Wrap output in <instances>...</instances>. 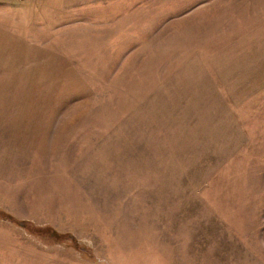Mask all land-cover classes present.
I'll return each mask as SVG.
<instances>
[{
  "label": "rangeland",
  "instance_id": "374dc122",
  "mask_svg": "<svg viewBox=\"0 0 264 264\" xmlns=\"http://www.w3.org/2000/svg\"><path fill=\"white\" fill-rule=\"evenodd\" d=\"M0 264H264V0H0Z\"/></svg>",
  "mask_w": 264,
  "mask_h": 264
}]
</instances>
